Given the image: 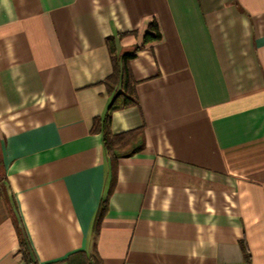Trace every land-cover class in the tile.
I'll list each match as a JSON object with an SVG mask.
<instances>
[{
  "label": "crops",
  "instance_id": "1",
  "mask_svg": "<svg viewBox=\"0 0 264 264\" xmlns=\"http://www.w3.org/2000/svg\"><path fill=\"white\" fill-rule=\"evenodd\" d=\"M151 18L110 120L143 146L111 177L107 39ZM21 239L34 264H264V0H0V264Z\"/></svg>",
  "mask_w": 264,
  "mask_h": 264
},
{
  "label": "trees",
  "instance_id": "2",
  "mask_svg": "<svg viewBox=\"0 0 264 264\" xmlns=\"http://www.w3.org/2000/svg\"><path fill=\"white\" fill-rule=\"evenodd\" d=\"M146 33L143 35L140 46H134L133 49L120 57L115 56L113 39H107L109 53L111 55L112 72L104 80V86L108 94L112 95V100L102 119L95 122V130L101 134L102 146L105 155L109 158L111 164V177L114 176L115 165L121 157L131 156L143 146V134L141 130H133L114 134L110 130L111 114L115 110L123 109L137 104L134 94V81L130 73L129 63L136 54L149 44H156L162 40L159 25L155 18L149 19L146 25ZM132 34V33H129ZM124 36L123 34L120 37ZM105 201L100 203L99 212L94 221V228L97 229L102 215L105 211ZM20 252L25 264H34L31 259L24 241L20 240ZM77 264H100L96 256L89 258L83 254L77 256Z\"/></svg>",
  "mask_w": 264,
  "mask_h": 264
}]
</instances>
